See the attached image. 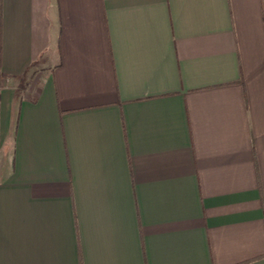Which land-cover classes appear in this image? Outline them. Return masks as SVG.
Returning a JSON list of instances; mask_svg holds the SVG:
<instances>
[{
	"label": "crops",
	"instance_id": "1",
	"mask_svg": "<svg viewBox=\"0 0 264 264\" xmlns=\"http://www.w3.org/2000/svg\"><path fill=\"white\" fill-rule=\"evenodd\" d=\"M0 264H264V0H0Z\"/></svg>",
	"mask_w": 264,
	"mask_h": 264
}]
</instances>
